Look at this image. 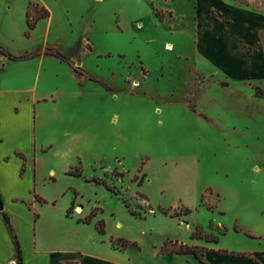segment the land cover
<instances>
[{
	"label": "rangeland",
	"instance_id": "374dc122",
	"mask_svg": "<svg viewBox=\"0 0 264 264\" xmlns=\"http://www.w3.org/2000/svg\"><path fill=\"white\" fill-rule=\"evenodd\" d=\"M64 1L74 32L65 27L58 47L76 83L65 79L58 105L38 106L35 142L44 153L37 155L39 190L57 202L62 235L74 233L69 240L87 258L105 255L80 225L67 224L68 210L67 217L93 229L102 221L105 234L99 235L109 244L135 243L128 251L135 258L166 240L199 250L217 244L193 239L195 230L208 240H221L224 228L252 237L241 226L264 222V79L236 80L200 59L196 28L188 34L180 17L165 12L164 0ZM224 1L264 14V0ZM62 6L50 4L56 23ZM42 37L28 45L36 46L33 52L47 48ZM54 40L50 35L47 43ZM64 131L89 133L68 169L56 154L64 150ZM71 169L81 175H67ZM50 170L58 180L48 178ZM173 212L180 216L170 217ZM91 213L90 223L78 221ZM222 240L240 245L230 234Z\"/></svg>",
	"mask_w": 264,
	"mask_h": 264
},
{
	"label": "crops",
	"instance_id": "0c3cea01",
	"mask_svg": "<svg viewBox=\"0 0 264 264\" xmlns=\"http://www.w3.org/2000/svg\"><path fill=\"white\" fill-rule=\"evenodd\" d=\"M164 1L168 6L165 12L175 20L177 16L180 17L178 20H182L180 22L188 34L191 27L196 28L194 44L200 59L226 70L236 80L244 77L264 79L263 13L224 0ZM29 2L47 9L49 17L39 20L27 38L26 11ZM53 2L63 5V19L57 23L50 7ZM64 3V0H0V48L3 52L13 56L33 52L36 46L28 45L34 43L40 32L43 35V46L60 51V40L57 37L64 34L65 27L74 32L69 10ZM50 35L56 40L47 43ZM76 39L69 43V51L73 49ZM66 78L76 83L66 62L55 57L41 55L28 60L12 61L0 53V264H15V249L3 223V213L10 219L17 236L22 264H92L93 261L94 264H121L119 259L123 257L127 258L123 264H264V222L241 226L252 237H242L236 231H227L224 237L233 235L240 245L223 246V237L200 258L191 254H160L162 245L159 244L152 247L147 256L135 258V255L128 252L134 249L132 245L126 249H117L111 242L109 244L106 239H101L91 225L81 224L65 215L67 224L80 225L89 236L100 242L105 255L95 256L93 260L87 258L86 251L75 241L69 240L74 233L62 235L63 224L56 220L53 210L57 202L54 199L48 200L39 190L37 173L40 165L37 155L44 153H39L43 145L36 150L35 142L39 140L41 127L38 125L37 108L43 104L58 105V97L65 92ZM77 96H80V92ZM54 133L59 135L60 131L56 129ZM88 137V132L62 133L64 150L60 152L57 149L56 154L63 156V161L67 160L64 163L66 169L80 155L79 141L88 140ZM58 145L60 143L57 142ZM47 176L49 179L59 178L52 170ZM44 181L41 180L42 183ZM35 195L45 203L38 202ZM42 206L47 207L45 216L41 214ZM248 240V245H241L242 241ZM141 251L136 253L140 254ZM223 251L227 253H221Z\"/></svg>",
	"mask_w": 264,
	"mask_h": 264
},
{
	"label": "trees",
	"instance_id": "16d2710c",
	"mask_svg": "<svg viewBox=\"0 0 264 264\" xmlns=\"http://www.w3.org/2000/svg\"><path fill=\"white\" fill-rule=\"evenodd\" d=\"M47 17H49V11L47 9H45L43 6H40L39 4L29 2L28 6H27V11H26L27 31L25 32V36L29 37L30 32L35 28L37 22L39 20L45 19ZM0 53L3 54L4 56H6L7 59L12 60V61H20V60H26V59L28 60V59L35 58V57L39 56L40 54L55 57L62 62H65L67 60V57L65 55H63L58 50H56L54 48H50V47L44 48L43 50H37V51L32 52V53H28L27 55H24V56H13L9 53L3 52V50L1 48H0ZM100 85L104 89L110 90V88L108 86H106L105 84L100 83ZM66 174L67 175H73V176H80L81 175L80 172H78L76 170H72V169L70 171H68ZM35 199L38 202H40L41 204L45 203V201L43 199L39 198L37 195H35ZM0 206H2L1 197H0ZM72 206H73V202H71L69 209H71ZM160 212L165 214V215L169 214V210L160 209ZM189 213H190V210L186 209V213L184 215H187ZM66 215L68 216V210L66 212ZM93 216H94L93 213H91L84 220H78V221L90 223ZM169 216L170 217H178V216H180V214H175V212H173V214H170ZM2 219H3L4 225L7 229V232L9 234V237L12 241L13 247L15 249V264H22V253L20 250V246H19L17 236H16L14 229L12 227V224L10 222V219L8 218V216L5 213L2 214ZM95 229L98 232V234H101V235L105 234V226H104V223L102 221H98L95 224ZM234 231H235V229H234ZM196 232H197V234H196ZM226 232H227V229L224 228L222 235H225ZM192 238L193 239H199V240L203 239L207 242H214V243L218 242L217 238H210V240H208L207 236L198 232L197 230H195V232L192 234ZM110 242H111L112 246H115V248L120 249V250L126 249L130 245H135V243H128L127 241H124L121 239L116 240V241H113L111 239ZM176 243H177V241L166 240L162 244V246L160 247L159 253L165 254V255L191 254V255L195 256L196 258H200L204 252L208 251L207 249L199 250L197 247L187 246V245L182 244V243H178V246H176ZM221 253H227V252L223 251ZM238 255H244V254H238Z\"/></svg>",
	"mask_w": 264,
	"mask_h": 264
},
{
	"label": "water",
	"instance_id": "95a60500",
	"mask_svg": "<svg viewBox=\"0 0 264 264\" xmlns=\"http://www.w3.org/2000/svg\"><path fill=\"white\" fill-rule=\"evenodd\" d=\"M2 210V206H0V211Z\"/></svg>",
	"mask_w": 264,
	"mask_h": 264
}]
</instances>
